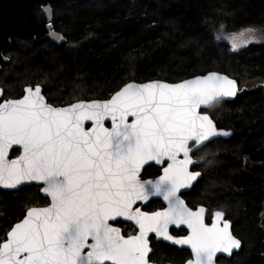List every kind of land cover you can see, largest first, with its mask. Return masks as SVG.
<instances>
[{"label": "snow or ice", "instance_id": "obj_1", "mask_svg": "<svg viewBox=\"0 0 264 264\" xmlns=\"http://www.w3.org/2000/svg\"><path fill=\"white\" fill-rule=\"evenodd\" d=\"M25 91L21 99L0 102V186L40 182L51 202L29 208L7 233L0 264H149V233L189 245L187 264H214L216 253L240 248L228 222L219 226L223 212L206 224L205 209L192 211L178 194L200 175L189 171L193 149L230 135L199 109L234 97L235 81L211 72L176 84L126 83L108 100L65 108L45 103L39 85ZM84 121L93 124L86 130ZM13 145L22 155L9 159ZM150 163L162 166L163 175L144 180ZM150 196H162L167 208L142 211L138 202ZM123 221L137 234L114 226ZM169 225H186L190 235L175 238Z\"/></svg>", "mask_w": 264, "mask_h": 264}, {"label": "trees", "instance_id": "obj_2", "mask_svg": "<svg viewBox=\"0 0 264 264\" xmlns=\"http://www.w3.org/2000/svg\"><path fill=\"white\" fill-rule=\"evenodd\" d=\"M221 27L230 34L264 30V0H61L53 8V29L66 42L13 38L0 88L6 100L39 85L48 103L59 107L108 100L132 82L176 84L210 72L235 80L236 98L205 111L233 135L195 153L202 178L184 198L193 209L223 212L242 242L219 264H264V91H240L243 80L264 81V44L233 51L215 39ZM46 201L34 186L0 191V243L29 208ZM152 248L155 264L191 259L189 251L165 243Z\"/></svg>", "mask_w": 264, "mask_h": 264}, {"label": "water", "instance_id": "obj_3", "mask_svg": "<svg viewBox=\"0 0 264 264\" xmlns=\"http://www.w3.org/2000/svg\"><path fill=\"white\" fill-rule=\"evenodd\" d=\"M60 1L61 0H0V72H1L2 67L9 63V59L5 56V53L10 48L11 40L15 37H31L35 40L44 39V40H48V41H50L56 45H62L66 42V39L63 37V35H61L60 33L56 32L53 29V8ZM44 9H50V13L45 12ZM217 74H219L221 76H227V75L221 74V73H217ZM228 78L230 80H233L230 77H228ZM190 79H192V78H190ZM154 81H158V80H154ZM233 81H235V80H233ZM149 82H152V81H149ZM149 82H146V83H149ZM160 82H163V81H160ZM163 83H167V82H163ZM137 84H141V83H137ZM168 84H171V83H168ZM27 88H32V87H27ZM25 89H24V95L23 96L28 94L25 91ZM32 89L34 90L35 87ZM0 90H2V89L0 88ZM238 92H239V84L236 82V95L234 97L224 98L219 102L213 103L209 107L201 106L199 111L201 113H205V114L209 115L207 112H205L206 110L211 109L217 103L233 101L236 98ZM41 95L44 96L42 88H41ZM23 96L21 98H23ZM2 98H3V91H2V95H0V100ZM44 98H45V103L49 104L45 96H44ZM83 102H87V101H83ZM89 102H91V101H89ZM77 103H79V102H77ZM69 106H66V107H69ZM57 108H65V107H57ZM209 118L213 121V119L210 117V115H209ZM130 120H131V118H130ZM103 123H104L105 127H111V121L110 120H105ZM213 123L215 124L214 121H213ZM92 124H93L92 121H84L83 126L87 130L92 126ZM215 126H216V124H215ZM216 128H217V130H220V131H227V130L219 129L217 126H216ZM227 132H229L230 135H228V136L221 135L218 137H212V138H210L209 141H205L204 145L206 146L207 144L214 142V141H217V140H220V139L228 140L233 135V132L232 131H227ZM193 143L194 142H190V147L192 146ZM205 146H202V149ZM17 149L20 150V155H22V148H20V146H18V145H13V147L9 150V153H8L9 159H15V158H11V152L13 150H17ZM197 152H199V151H196L195 149H193V152L190 153V155L192 156V159H193V163L191 165H189V171H191L197 165V161L193 157V154H195ZM178 159H183V154H181L178 157ZM149 166H157V167L162 168V166H160V165H155L152 163L146 164L144 166V169L141 172V176L143 174V171ZM160 175H163V171H161ZM201 178H202V174L200 173V175L198 177H196L195 180L192 181L191 187L186 188V189L182 188L180 190V192L178 193L188 208H189V206L187 205L185 199L183 198V195L189 193ZM156 179H158V177ZM148 180H150V179H148ZM28 186L42 187L40 182L32 181V182H26L24 184L18 185L17 188H14V189L13 188H4L3 186H0V191L13 193V192L19 191L22 188L28 187ZM40 194L44 198L48 199L49 204H50L51 198L49 196H47L46 193L42 192V190H40ZM153 200L162 202L163 206H165V208H167V202L163 199L162 196H160V197L150 196L149 200L146 203H142V202H138V203H140L141 206H146L150 201H153ZM45 207H47V206H45ZM201 207H203V206H198L195 210H192L191 208L190 209L192 211H197ZM203 208L205 209L204 221L206 223V217H207V213L209 212V210L206 207H203ZM164 209H162V210H164ZM162 210H159V211H162ZM216 212H221V211H215L212 213L211 224L216 219L215 218ZM26 214H27V212L25 213L23 219L26 217ZM21 221H19L18 223H20ZM225 221H227L228 225H229L228 231L234 236V234L232 232V224L230 221H228L226 219L225 214L223 216V219L219 221V226L223 227V224ZM123 223L134 226V228L138 231V229L136 228V226L132 222L123 221ZM171 230H175V231L183 230L186 232V236L190 235V230L187 228L186 225H180L179 227H177L175 225H169V228H168L169 235L173 236L171 233ZM186 236H184V237L173 236V237L182 239V238H185ZM150 237H154L157 242H164L165 244L176 247L178 249H184V250L189 251L191 254L190 260L193 259V254H192V251H191V248L189 245L174 244L170 240H165L163 238V236L156 237L155 233H149V235H148L150 249H151ZM241 248H242V242H241V246L239 249H233L232 250L231 255H229L228 253H221V252L216 253V256L214 258V264H219L218 258H221V257L226 259V260H230L234 254L238 253L241 250ZM85 251H87V250H85ZM153 252L154 251L151 249V252L149 253V256H148L149 264H155V263L150 261V256L153 254ZM108 264H110V262H108Z\"/></svg>", "mask_w": 264, "mask_h": 264}, {"label": "rangeland", "instance_id": "obj_4", "mask_svg": "<svg viewBox=\"0 0 264 264\" xmlns=\"http://www.w3.org/2000/svg\"><path fill=\"white\" fill-rule=\"evenodd\" d=\"M254 31L249 32L247 29L237 33H227L224 28H219L214 32L217 41L228 44L233 51L241 50L250 44H264V30L261 28H252ZM219 30V31H218ZM235 45V49L233 48ZM260 88L264 91V81L243 80L240 85V91ZM249 164V161H245Z\"/></svg>", "mask_w": 264, "mask_h": 264}, {"label": "flooded vegetation", "instance_id": "obj_5", "mask_svg": "<svg viewBox=\"0 0 264 264\" xmlns=\"http://www.w3.org/2000/svg\"><path fill=\"white\" fill-rule=\"evenodd\" d=\"M27 88V87H26ZM32 88H34V87H32ZM3 91V90H2ZM23 95H24V93H23ZM22 95V96H23ZM21 96V97H22ZM20 97V98H21ZM3 98H4V92H3ZM3 98L0 100V102H3L4 100H3ZM20 98H17V99H20ZM75 103H77V102H75ZM49 104H51V103H49ZM74 104V103H73ZM52 105V104H51ZM70 105H72V104H70ZM54 106V105H53ZM67 106H69V105H67ZM56 107V106H55ZM59 107H66V106H59ZM14 151H16L17 152V155L16 156H12V152H14ZM11 152V158H16L17 156H19L20 155V150L19 151H17V150H13ZM194 155L195 154H193V157H194ZM195 159V158H194ZM196 160V159H195ZM197 161V160H196ZM197 166V165H196ZM196 166L191 170V171H197V172H199L197 169H196ZM151 167H153L154 168V173H152V174H146L145 173V171L148 169V168H151ZM161 171H162V168H160V167H157V166H149V167H147L144 171H143V174H142V179H144V180H148V179H150V180H154V179H156L157 177H159L160 176V174H161ZM28 187H30V186H28ZM34 187H36V188H39V193H40V190H41V187H39V186H34ZM23 189V188H22ZM21 190V189H20ZM19 190V191H20ZM14 193V192H13ZM41 195V194H40ZM186 194H184L183 195V198H184V196H185ZM42 196V195H41ZM43 197V196H42ZM44 198V197H43ZM44 199H46V198H44ZM185 199V198H184ZM47 201H46V204H45V206H48L49 205V200L48 199H46ZM186 201V200H185ZM156 202H158V204H159V206H157V208H155V209H153L152 208V205H153V203H156ZM187 203V202H186ZM188 205V204H187ZM45 206H43V207H45ZM189 206V205H188ZM140 207H141V209H142V211H148V212H152V211H159V210H162V209H164L165 208V206H163V204H162V202H160V201H155V200H153V201H150L146 206H141L140 205ZM189 208H191L190 206H189ZM192 210H195V209H193V208H191ZM213 213V212H212ZM212 213H207V217H206V223L207 224H211V220H212ZM23 219V218H22ZM21 219V220H22ZM20 220V221H21ZM19 222V221H18ZM17 222V223H18ZM16 224V223H15ZM14 224V225H15ZM13 225V226H14ZM114 226H116V227H120L121 228V230H122V234H125V235H128V234H131V235H135V234H137V230L134 228V226H132V225H129V224H126V223H123V222H121V223H115L114 224ZM12 229V228H11ZM171 233H172V235L173 236H175V237H184V236H186V232L185 231H183V230H180V231H175V230H171ZM6 239H7V234H6ZM153 243H164V242H157L156 240H155V238L154 237H150V246H151V249L153 250V248H152V244ZM154 251V250H153ZM190 253V252H189ZM190 258H191V254H190ZM222 258V257H221ZM218 259H220V258H218ZM224 259V258H223Z\"/></svg>", "mask_w": 264, "mask_h": 264}]
</instances>
